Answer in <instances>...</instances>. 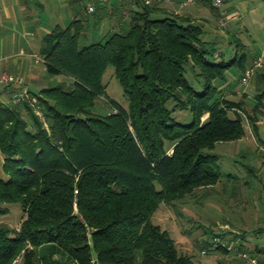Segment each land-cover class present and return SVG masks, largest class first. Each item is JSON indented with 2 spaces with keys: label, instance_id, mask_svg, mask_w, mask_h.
Segmentation results:
<instances>
[{
  "label": "trees",
  "instance_id": "obj_1",
  "mask_svg": "<svg viewBox=\"0 0 264 264\" xmlns=\"http://www.w3.org/2000/svg\"><path fill=\"white\" fill-rule=\"evenodd\" d=\"M112 1L92 12L97 21L120 14L102 39L80 45L88 21L82 14L43 36L44 69L65 75L68 86L27 90L19 103L14 94L11 104L0 100V214L9 203L23 211L16 230L0 226V264H193L152 216L161 202L201 204L210 196L221 171L218 155L205 149L245 134L232 110L253 127L264 113V71L251 106L225 98L218 85L233 65L245 69V53L218 59L200 23L164 12L160 2ZM109 66L126 107L106 94ZM103 96L106 113L94 109ZM177 109H188L192 120L177 121ZM229 245L214 248L236 255L238 264H248L243 251L264 263V246Z\"/></svg>",
  "mask_w": 264,
  "mask_h": 264
},
{
  "label": "rangeland",
  "instance_id": "obj_2",
  "mask_svg": "<svg viewBox=\"0 0 264 264\" xmlns=\"http://www.w3.org/2000/svg\"><path fill=\"white\" fill-rule=\"evenodd\" d=\"M87 1L89 0H82L75 5L77 13L74 16L81 18L84 15L88 20L84 33L79 39L81 46L102 39L110 31L114 23L113 20L120 17L119 13L117 15L114 13L110 17L111 20L109 17L106 18V16L97 21L95 13H84L83 10L81 11ZM44 6L46 10L36 11L38 12L37 16L39 15L37 19L41 21V26L44 28L41 33L47 29L50 30L56 22L66 26L68 21L73 17V15L71 17L69 15L71 5L68 2L49 0L45 2ZM126 16L125 13L124 17ZM244 36L248 37L247 34H244ZM39 37L35 38L36 45L39 44ZM249 42H255V46L259 47L262 40L257 35H253L249 39ZM20 43L24 45L22 39ZM30 60L33 59L30 58ZM39 63L35 66V80L32 82L28 80L24 81L25 85L31 87L32 92H37L43 86L69 85V80L65 75L48 73L44 69L42 62ZM185 76L195 88H202L200 84L201 79L194 75V73L188 70ZM103 81L107 85V96L126 107L127 99L123 95L120 83L114 77L111 66L105 71ZM2 87L1 85L0 95L5 96L3 101L11 104L12 102L8 100H11L10 96L15 92L14 87L10 85L7 87L8 89H2ZM17 95L19 93L14 94V96ZM20 107L21 104H19ZM110 107L106 97L103 96L98 98L94 109L100 113H106L111 109ZM172 115L177 121L182 123H189L192 120L188 109H177L173 111ZM235 142H218L213 149H205V152L218 155V164L221 171L220 180L212 187V194L210 196L202 199L201 204L196 203L197 199L195 200V198L193 200L186 199L172 207L161 202L152 216V221L168 231L169 235L175 240L177 247L192 257L193 264H216L217 259H222L227 263L238 264L240 261L236 259V255L232 256L230 253L221 254L220 250L214 248V245L220 242L222 244H230V246H227L228 249L231 245H235L233 250L241 243L251 247L255 245L264 246V230H262L264 229V167L258 171V176H252L250 173L247 174L246 168L251 167L253 169L254 166L248 160V155L242 152L240 154L237 153V151L232 149L235 145H229L235 144ZM3 157L0 151V178H6L2 170ZM246 183H248V187L245 186ZM243 186L245 187L246 198H250L251 204H236L239 198H241L238 193ZM232 191L233 193L235 191L234 195L228 198ZM251 198H258L261 203H257ZM228 199H230V202H227ZM4 205L8 210L6 213L0 214V226H6L11 231H14L19 227L23 211L18 203ZM225 223L229 225V228L222 226ZM242 235L245 239L241 237ZM202 250H205V253H202ZM19 261L20 258H18L17 262Z\"/></svg>",
  "mask_w": 264,
  "mask_h": 264
},
{
  "label": "crops",
  "instance_id": "obj_3",
  "mask_svg": "<svg viewBox=\"0 0 264 264\" xmlns=\"http://www.w3.org/2000/svg\"><path fill=\"white\" fill-rule=\"evenodd\" d=\"M48 1L0 0V71L12 72L21 77L22 84H14L12 86L17 93L20 89L31 91V87L25 85L24 81L32 82L35 80V66L40 63L35 61L34 56L40 55L43 36L55 24H60L56 22L50 30L47 29L41 33L44 28L41 26V21L37 19L39 17L37 14L38 10H46L44 5ZM58 1L68 2L71 5L69 8L70 17L77 13L76 2L71 3L74 0ZM114 1L112 2L114 3ZM160 5L162 10H165L164 12H178L200 23L204 28V38L213 42L216 48L214 54L218 59L227 61L243 52L246 55L245 68L254 59H260L258 68L247 83L241 81L244 69H239L236 65H233L226 71L224 80L218 84L225 98L242 99L249 106L253 105L255 102L254 96L259 89L257 73L264 71V0H224L223 9L228 17L236 15L224 28H221L216 22L217 11L208 2L195 0V2L188 4L187 7H180L179 0H171L170 2H161ZM132 6L134 7V5ZM244 34H247L248 37L244 36ZM253 35H257L262 40L259 47L255 46V42H249ZM38 36H40V41L36 45L35 38ZM25 38L27 41L24 40ZM21 39L24 45L20 43ZM235 39H238L237 41L240 43L238 47H236L237 42ZM30 58L33 60H30ZM4 99L5 96L0 95V100L3 101ZM262 110L264 112V108ZM231 113L241 119L245 126V134L241 138L234 140L236 141L235 144L229 145H235L232 149L237 151V153L240 154L242 152L249 156L248 160H250L254 168L246 166V173L258 176V171L264 167V113L258 116L255 127L249 124L246 116L240 111L232 110ZM245 186L248 187V183ZM244 188L243 186V190L239 191L238 195L240 194L241 198H239L238 202L236 201V204H251L250 198H246ZM234 193L232 191L228 198L233 196ZM258 194L259 192L257 197ZM251 199L261 203L258 198ZM229 200L227 202H230ZM222 226L229 228L227 223Z\"/></svg>",
  "mask_w": 264,
  "mask_h": 264
},
{
  "label": "built area",
  "instance_id": "obj_4",
  "mask_svg": "<svg viewBox=\"0 0 264 264\" xmlns=\"http://www.w3.org/2000/svg\"><path fill=\"white\" fill-rule=\"evenodd\" d=\"M112 0H89L87 1L85 7L82 9L84 13H92L95 11V8L97 4H104L108 3ZM117 1H124V0H117ZM146 3H154V2H170L171 0H143ZM195 2V0H179L180 7H185L190 3ZM210 4L215 7L218 11L216 22L221 28L226 27L231 19H234L235 16L228 17L226 11L223 9L224 0H210ZM34 59L36 62H43L41 55H35ZM260 64V59H254L252 63L247 66L243 74L241 76V81L243 83H247L249 78L255 73L256 69L258 68ZM11 84H22V79L18 74L8 72V71H0V85L6 86ZM28 97L27 89L21 90L19 95L15 96L13 99L14 103H19L24 98ZM230 246V245H229ZM202 253H205V250H202ZM239 255L244 258L248 264H264L263 262H260L255 256L250 255L247 252H240Z\"/></svg>",
  "mask_w": 264,
  "mask_h": 264
},
{
  "label": "water",
  "instance_id": "obj_5",
  "mask_svg": "<svg viewBox=\"0 0 264 264\" xmlns=\"http://www.w3.org/2000/svg\"><path fill=\"white\" fill-rule=\"evenodd\" d=\"M90 244H91V253H92V258H93V260H96L97 259V257H98V254H97V252L95 251V249H94V245H93V242H92V240L90 241Z\"/></svg>",
  "mask_w": 264,
  "mask_h": 264
}]
</instances>
